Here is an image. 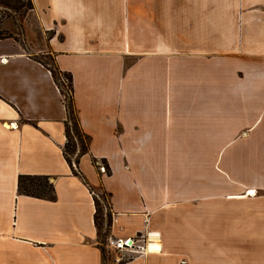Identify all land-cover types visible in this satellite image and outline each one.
<instances>
[{
	"label": "crops",
	"instance_id": "crops-1",
	"mask_svg": "<svg viewBox=\"0 0 264 264\" xmlns=\"http://www.w3.org/2000/svg\"><path fill=\"white\" fill-rule=\"evenodd\" d=\"M33 2L89 152L74 175L51 71L0 40V264H116L97 188L108 236L151 234L123 264H264V0Z\"/></svg>",
	"mask_w": 264,
	"mask_h": 264
},
{
	"label": "trees",
	"instance_id": "trees-1",
	"mask_svg": "<svg viewBox=\"0 0 264 264\" xmlns=\"http://www.w3.org/2000/svg\"><path fill=\"white\" fill-rule=\"evenodd\" d=\"M0 7L6 9L8 12L15 15H26L29 12L35 11V5L33 0H3L0 1ZM13 38L12 35L8 34L4 30H0V40ZM47 57L51 60V64H45L40 59L36 58L40 63L46 66L52 73L54 81L60 90L63 98V103L67 110V120L65 122V133L66 143L64 145V156L69 163L72 172L76 176H81L79 170L80 159L83 155L89 152L90 137L86 135L81 126L80 120L77 113L75 100H74V89L72 75L66 72H62L56 65V61L53 55L47 54ZM60 77H64L67 80L66 86L60 82ZM80 148V150H78ZM97 164V162H95ZM104 165V164H103ZM105 166L106 173H109L108 167ZM19 189L22 194L54 200L55 190L53 184L47 177H32V176H21L19 180ZM96 214L95 223L98 228V234L100 236V227L106 222L108 232L112 224V216L110 212L102 214V210L98 209V200L95 197ZM105 219V221H104ZM109 233L106 232V235Z\"/></svg>",
	"mask_w": 264,
	"mask_h": 264
},
{
	"label": "rangeland",
	"instance_id": "rangeland-1",
	"mask_svg": "<svg viewBox=\"0 0 264 264\" xmlns=\"http://www.w3.org/2000/svg\"><path fill=\"white\" fill-rule=\"evenodd\" d=\"M27 26L30 27L32 33L27 30ZM0 30H4L20 41L28 52L32 53L36 58L40 59L45 64H51V60L46 56V54L38 52L39 49L44 45L45 37L49 38L50 34H43L39 27L37 17L33 12H29L26 15H15L0 7ZM60 82L64 86L67 84V80L64 77H60ZM78 150H80V148ZM99 171L100 173L107 174L106 169L105 171L99 169ZM94 193L96 199L98 200V209L102 210V213L99 214L101 217L102 214L110 212L109 197L99 188L94 189ZM106 232L109 233L106 222H104V225L100 227L101 241H106L107 237H109V234L106 235Z\"/></svg>",
	"mask_w": 264,
	"mask_h": 264
},
{
	"label": "built area",
	"instance_id": "built-area-1",
	"mask_svg": "<svg viewBox=\"0 0 264 264\" xmlns=\"http://www.w3.org/2000/svg\"><path fill=\"white\" fill-rule=\"evenodd\" d=\"M102 171H105L103 165L100 166ZM151 242V234L145 237L132 238H116L113 236L107 237L104 245L107 250L116 253L115 263L123 264L132 261L137 256H143L147 249L148 243Z\"/></svg>",
	"mask_w": 264,
	"mask_h": 264
}]
</instances>
